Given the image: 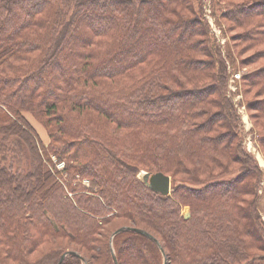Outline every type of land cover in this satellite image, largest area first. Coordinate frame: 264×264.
<instances>
[{
	"label": "trees",
	"instance_id": "16d2710c",
	"mask_svg": "<svg viewBox=\"0 0 264 264\" xmlns=\"http://www.w3.org/2000/svg\"><path fill=\"white\" fill-rule=\"evenodd\" d=\"M193 1L0 0V264H264L263 171L233 118L238 65L201 33ZM230 2L211 0L241 31L240 53L255 51L247 67L264 59V0ZM242 80L264 97V66ZM218 89L231 115L208 116ZM248 108L263 124L264 100ZM258 136L264 151V127ZM144 171L172 177L171 194Z\"/></svg>",
	"mask_w": 264,
	"mask_h": 264
},
{
	"label": "rangeland",
	"instance_id": "374dc122",
	"mask_svg": "<svg viewBox=\"0 0 264 264\" xmlns=\"http://www.w3.org/2000/svg\"><path fill=\"white\" fill-rule=\"evenodd\" d=\"M231 1L232 2H230L227 5L228 6L227 10L231 6L241 5V3H242L241 2L242 0H231ZM203 5L205 6L204 7L205 9H204V11H201V14L203 15V18L206 19V21L209 23L210 26L208 25L209 30L206 28V29H204V31L201 30V31H203L201 33H203L204 36H205V34L206 35L211 34L210 37L212 36L216 39V41L219 44V47L221 48L223 54L227 53V54L231 55L230 56L231 58H233V59L235 58L234 59L235 63H233L232 65H238V68H236V72L234 71L235 92H236V101H235L236 114H234L233 118L235 119V122H236L235 124L238 128L240 143L243 145V147L247 151H249L256 158L258 165L260 166V168L263 171L262 181L260 182L259 189H258L259 198H258V203H257V205H258V209H257L258 211L257 212H258V216L261 217V219H256V223H259L258 220H261V221L263 220L262 222H264V151L261 148V145L259 143V136H258V131L260 128L264 127V123L260 124L255 118L256 111L250 110V108H248L249 103H251L252 101H254V102L255 101H263L264 97H261V96L256 97L255 91H253V92L246 91L245 87H244L243 80H242V77L244 78V76L246 74H248V72L261 69L264 66V59L263 60H256L255 63H253L247 67L241 66L240 65L241 63H239V60L242 61V59H245L247 57L254 55L255 51H253V50L247 51V52L241 54L240 51H241L242 47L241 46L239 48H236L237 46L235 47L233 39L236 38L237 35L241 31L238 30L237 28H235L234 24L230 20H228L227 14H226V9H224L222 11L221 10L218 11V9H217V11H215V9L212 7L211 0H194L192 3V7L194 8V11H196V13H200V12H197V10H196V8L198 9V6H199V8H200V6H202V10H203ZM236 15H237V13L235 14V16ZM211 23H212V26H211ZM190 29L191 28H187L186 33ZM213 42H215V41L213 40ZM197 58L204 59V60L208 59V57H206V55L201 56L200 54H197L196 59ZM206 61H208V60H206ZM63 64H64V62H63ZM63 66L67 67L68 64H64ZM214 72L215 71L213 69H210L209 73L203 79H201L197 82V84H196L197 86L193 85V87L204 88L206 85L211 83L210 79L213 78ZM236 74H240L239 79L236 78V76H235ZM214 94H215L214 101L216 103L214 105H209L210 110H209L208 116H210L214 112H220L222 115H229L230 113L227 110H224L225 101H224V97H223L221 90L220 89L216 90ZM173 101H176V99ZM104 108L106 110L111 111V109L108 107H104ZM130 114L132 115L133 113L130 112ZM26 117L33 124V126L35 127V129L39 133L42 141L44 142V144L47 145V143L49 142V137H48L46 128L38 120L34 119L29 113H26ZM222 121L223 122L221 124L220 129H219L220 132L226 131L228 129H230V131H235V128L233 127V123H232L231 127H228L229 122H227L226 120H222ZM261 122H263V121H261ZM51 159L54 163V168L55 167L57 168V164L62 162V161H59L53 155H51ZM52 165L53 164H50L49 166L53 167ZM66 166H67V164H66ZM28 169H29V158L26 155L24 158V162H23V166H22L21 170L27 171ZM141 173H139L138 178L142 180ZM63 175L66 176L67 175L66 172H64ZM206 177H208V176H206ZM206 177H203V178L206 179ZM229 178H230V175H227V176L222 175V176H217L215 180H226ZM171 179H172V177H171ZM84 181L85 180L82 181L83 184L85 186H87L84 183ZM211 181H212V178L207 179V181H205L203 184H194V187L199 188V187H203L204 185L206 186ZM89 183H90V185L87 187L90 188L91 190H93L94 187H92V183L90 181H89ZM172 191H173V189H172V185H171V192ZM249 199L252 200L251 198H249ZM186 211L189 212V209L186 208L182 212V214L183 215L185 214V216H186ZM189 215H190V212H189ZM260 228H262V231H264V226L260 225ZM75 246L76 245H71V246L61 245L60 247L62 249L68 250L70 248H74ZM53 248H55L53 246V244H50V245L45 247V251H48V250L53 249ZM77 248H79V247L77 246ZM261 255H262V253L256 251L255 253H252L250 257L256 259L257 257H260ZM37 256H39V255H36V257ZM86 256L92 262V258H90L88 254H86Z\"/></svg>",
	"mask_w": 264,
	"mask_h": 264
},
{
	"label": "water",
	"instance_id": "95a60500",
	"mask_svg": "<svg viewBox=\"0 0 264 264\" xmlns=\"http://www.w3.org/2000/svg\"><path fill=\"white\" fill-rule=\"evenodd\" d=\"M141 177H142V180L144 181V183L147 186H149V188H151L154 192L159 193V194L164 195V196H167L171 193L172 179L170 176H168L162 172H158L155 174H151L149 172H143ZM189 217H190L189 212L186 211L185 219H188ZM127 229L138 232L140 234H146L144 231H142L140 229H136V228H127ZM123 230H124V228H121L118 231H116L115 234L122 232ZM66 255L67 254H64L61 257L60 262L58 264H62Z\"/></svg>",
	"mask_w": 264,
	"mask_h": 264
},
{
	"label": "built area",
	"instance_id": "2783aa9c",
	"mask_svg": "<svg viewBox=\"0 0 264 264\" xmlns=\"http://www.w3.org/2000/svg\"><path fill=\"white\" fill-rule=\"evenodd\" d=\"M235 76H236V78H238V79L240 78V74H236ZM234 89H235V87H234ZM65 167H66V163H65V161H62V162H60V163L57 164V168H58V170H60V171H63V170L65 169ZM84 183H85L87 186L90 185V183H89L88 180H85Z\"/></svg>",
	"mask_w": 264,
	"mask_h": 264
}]
</instances>
